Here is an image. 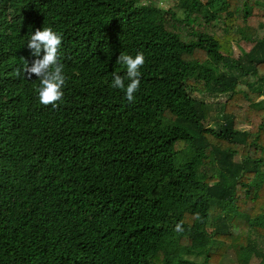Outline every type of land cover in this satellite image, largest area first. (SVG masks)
<instances>
[{
    "label": "trees",
    "instance_id": "trees-1",
    "mask_svg": "<svg viewBox=\"0 0 264 264\" xmlns=\"http://www.w3.org/2000/svg\"><path fill=\"white\" fill-rule=\"evenodd\" d=\"M0 264H264V0H0Z\"/></svg>",
    "mask_w": 264,
    "mask_h": 264
},
{
    "label": "clouds",
    "instance_id": "clouds-1",
    "mask_svg": "<svg viewBox=\"0 0 264 264\" xmlns=\"http://www.w3.org/2000/svg\"><path fill=\"white\" fill-rule=\"evenodd\" d=\"M62 44V37L47 27L42 30H35L26 43L30 54L36 59L29 62L25 60L22 69H17L15 75L19 77L23 72L26 79H32L33 75L39 80V86L35 89L37 99L41 105H52L57 107V102L63 98V87L65 86L64 65L59 61V48ZM43 55L41 58V52ZM116 62L126 68V78L129 83L125 85V77L113 74V80L110 87L124 90V97L129 103L135 100V94L140 87V69L145 64L143 53L132 55L120 53L116 57ZM194 220H200L199 214H195ZM174 230L178 233L184 231L182 223H177Z\"/></svg>",
    "mask_w": 264,
    "mask_h": 264
}]
</instances>
